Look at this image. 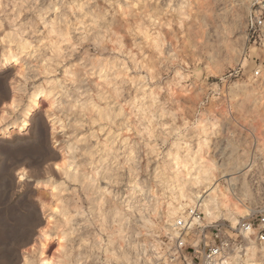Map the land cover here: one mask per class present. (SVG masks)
Listing matches in <instances>:
<instances>
[{
  "label": "rangeland",
  "instance_id": "obj_1",
  "mask_svg": "<svg viewBox=\"0 0 264 264\" xmlns=\"http://www.w3.org/2000/svg\"><path fill=\"white\" fill-rule=\"evenodd\" d=\"M246 13L244 0H0V264H37L41 232L54 264H150L194 204L173 194L172 158L190 167L199 143L240 212L219 221L264 210V29L247 43ZM246 246L264 264V245Z\"/></svg>",
  "mask_w": 264,
  "mask_h": 264
},
{
  "label": "built area",
  "instance_id": "obj_2",
  "mask_svg": "<svg viewBox=\"0 0 264 264\" xmlns=\"http://www.w3.org/2000/svg\"><path fill=\"white\" fill-rule=\"evenodd\" d=\"M247 6L245 36L259 44L264 29V0H244ZM259 75L256 70L254 77ZM243 76L240 68L226 75ZM150 251V264H232L246 256V245H264V210L242 218L233 228L220 221L207 223L200 203L175 216Z\"/></svg>",
  "mask_w": 264,
  "mask_h": 264
},
{
  "label": "bare ground",
  "instance_id": "obj_3",
  "mask_svg": "<svg viewBox=\"0 0 264 264\" xmlns=\"http://www.w3.org/2000/svg\"><path fill=\"white\" fill-rule=\"evenodd\" d=\"M15 60V55L12 53L8 54L5 58V62ZM247 58H242L241 63L245 64ZM38 93L32 96V105L27 106L22 113L19 114V119L21 123L24 124V121L29 117L32 110L38 106V103L35 101ZM14 96H12L11 101L14 102ZM205 140H203V143ZM172 168H173V183L174 190L173 193L176 195L175 198L185 200L189 199L194 204L200 203V209L204 214V220L208 223L219 221L222 217H232L234 214H240L238 209L231 204L230 197L226 194L224 190L221 189L219 183L214 179L212 175L213 166L202 156V144L199 143V147L196 151V155L191 158L190 167L187 165V162L179 161L177 157L172 158ZM202 188V193L198 192L192 193V189ZM53 188L50 191L52 195ZM173 195V196H174ZM44 198L47 199L46 194ZM49 200V199H48ZM45 200L42 201L41 206L45 205ZM175 211H172L174 214ZM242 216V215H241ZM228 219V218H227ZM224 220V219H223ZM235 223V218L231 219ZM48 237L44 232H41L38 236V241L36 245L32 246L33 250L38 252V261L37 264H54L55 258L53 255H48L46 252L48 250ZM60 251L63 247L60 246ZM248 255L246 264H253L252 258L255 256L254 248H247ZM246 253V254H247ZM21 264H32L29 262L27 255H23L21 258Z\"/></svg>",
  "mask_w": 264,
  "mask_h": 264
},
{
  "label": "snow or ice",
  "instance_id": "obj_4",
  "mask_svg": "<svg viewBox=\"0 0 264 264\" xmlns=\"http://www.w3.org/2000/svg\"><path fill=\"white\" fill-rule=\"evenodd\" d=\"M57 11H59V9H57ZM21 179H23V177H21Z\"/></svg>",
  "mask_w": 264,
  "mask_h": 264
}]
</instances>
